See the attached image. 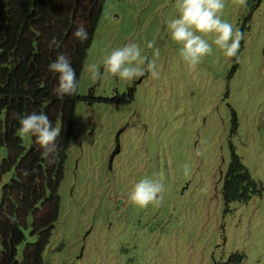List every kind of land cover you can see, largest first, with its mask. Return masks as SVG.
Instances as JSON below:
<instances>
[{"label":"rangeland","instance_id":"374dc122","mask_svg":"<svg viewBox=\"0 0 264 264\" xmlns=\"http://www.w3.org/2000/svg\"><path fill=\"white\" fill-rule=\"evenodd\" d=\"M225 4L223 18L244 33L238 58L213 45L192 69L166 28L175 0H105L77 94L114 98L133 87V98L76 104L42 264H215L232 252L244 256L242 264H264V0ZM129 42L155 60L156 78L104 72V56ZM93 63L101 79L88 71ZM232 150L260 189L246 202L223 199ZM161 173L163 202L132 203L134 184Z\"/></svg>","mask_w":264,"mask_h":264},{"label":"trees","instance_id":"16d2710c","mask_svg":"<svg viewBox=\"0 0 264 264\" xmlns=\"http://www.w3.org/2000/svg\"><path fill=\"white\" fill-rule=\"evenodd\" d=\"M104 2L0 0V150L5 149L0 160V264H42L58 216V189L76 104L126 103L133 98V87L114 98L77 93L61 98L54 91L59 74L49 69L50 63L58 54H65L78 82ZM81 24L88 32L84 42L73 36ZM53 37L57 43L49 47ZM33 112L45 113L53 127L61 128L54 163L42 157L35 136L29 135V146H25L18 135L19 118ZM23 170L29 175H23ZM9 172L12 177L1 184L2 176ZM259 192L258 184L232 150L222 186L224 201L246 202ZM27 234L35 240L26 241ZM243 259L242 254L232 252L226 261L215 264H242Z\"/></svg>","mask_w":264,"mask_h":264},{"label":"clouds","instance_id":"9594fccd","mask_svg":"<svg viewBox=\"0 0 264 264\" xmlns=\"http://www.w3.org/2000/svg\"><path fill=\"white\" fill-rule=\"evenodd\" d=\"M238 6H244L247 0H232ZM225 0H175L177 14L166 20V28L172 41L180 45L179 54L183 61L192 69L203 62L206 56L213 53V45L219 48L226 57L238 58L244 33L228 20L223 18ZM79 41L88 39L84 25H79L73 33ZM211 41V42H210ZM55 37L49 41V47L56 45ZM147 48L153 50L155 57L160 56V48L155 41H149ZM146 64V69L142 65ZM105 73L118 76L121 80L138 79L146 74L152 78L158 76L155 60H148L142 55L139 44L126 43L122 47L111 50L103 59ZM49 69L58 73V87L54 90L59 97L77 93L78 82L70 59L65 54H58L57 59L50 63ZM93 79H101L102 75L96 64L88 65ZM18 135L21 139L29 135L35 136L36 142L43 149L42 157L48 162H55L57 151L56 139L61 134L60 127H53L49 117L43 113L33 112L19 118ZM184 175H190L189 164L183 165ZM23 175H29L23 170ZM166 187L163 174L158 178L145 177L134 184L130 193L132 203L139 207L149 204L159 206L164 199Z\"/></svg>","mask_w":264,"mask_h":264}]
</instances>
